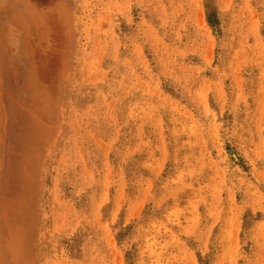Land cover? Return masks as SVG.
Returning a JSON list of instances; mask_svg holds the SVG:
<instances>
[{"label": "rangeland", "instance_id": "1", "mask_svg": "<svg viewBox=\"0 0 264 264\" xmlns=\"http://www.w3.org/2000/svg\"><path fill=\"white\" fill-rule=\"evenodd\" d=\"M0 264H264V0H0Z\"/></svg>", "mask_w": 264, "mask_h": 264}]
</instances>
